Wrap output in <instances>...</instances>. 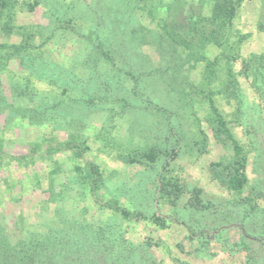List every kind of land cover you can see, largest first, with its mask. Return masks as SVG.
I'll use <instances>...</instances> for the list:
<instances>
[{"label":"rangeland","instance_id":"rangeland-1","mask_svg":"<svg viewBox=\"0 0 264 264\" xmlns=\"http://www.w3.org/2000/svg\"><path fill=\"white\" fill-rule=\"evenodd\" d=\"M236 1L232 47L206 46L221 62L211 81L151 15L184 31L204 0H16L0 13V242L24 226L84 240L107 223L146 245L148 264H264V0ZM208 95L244 147L241 194L217 165L234 149L209 125ZM72 136L86 139L80 157L49 153ZM91 164L136 218L100 208ZM162 172L180 191H161Z\"/></svg>","mask_w":264,"mask_h":264},{"label":"trees","instance_id":"trees-1","mask_svg":"<svg viewBox=\"0 0 264 264\" xmlns=\"http://www.w3.org/2000/svg\"><path fill=\"white\" fill-rule=\"evenodd\" d=\"M208 8L206 12L190 19L188 27L182 31L171 25L167 17L151 15L157 24L161 35L177 50L185 52L196 61H205L204 77L211 81L215 79L220 68V57H209L206 49L207 45H213L226 49L230 44L231 31L234 20L237 16L239 3L236 0H204ZM16 0H0V13L8 7L13 8ZM205 5V6H206ZM1 47H12L15 50L32 48L26 40L23 43L3 44ZM230 47L232 45L230 44ZM210 114L208 116L209 125L218 139L226 142L229 140L234 149L233 158L227 162H219L217 165L224 175L227 188L235 194H241L248 184L246 172L247 156L243 145L235 138L230 130L224 115L216 104L215 99L208 95ZM86 139L80 136H72L65 141H59L49 145V153L65 152L74 150L77 157H80L85 146ZM3 142L0 141V155L3 156ZM144 156L154 161L156 155L153 150L144 152ZM79 173L82 168H77ZM83 178L89 184L92 196L102 210H110L123 218H136L134 212L114 197L104 198L101 189L103 173L97 164L90 165V171ZM171 177L166 173H161L159 182L162 192L175 194L180 191L179 185L171 182ZM172 187V188H171ZM170 189V190H169ZM250 204L252 198L247 197ZM89 227V225L87 226ZM103 239L96 237L80 239V236L73 232L57 233V229L50 228L47 231H38L27 228H19L16 232L15 242L7 239L0 242V264H148L146 245L144 249L139 245L124 243V237L120 234V229L116 225L101 224L99 226ZM2 232V231H1ZM0 232L3 235V232ZM65 232V231H64ZM87 236V235H85ZM99 238V239H98ZM107 239L109 243H105ZM92 241V242H91ZM104 243V244H103Z\"/></svg>","mask_w":264,"mask_h":264}]
</instances>
